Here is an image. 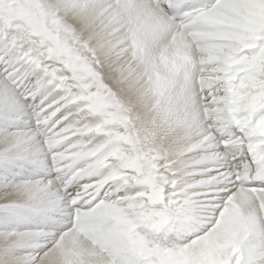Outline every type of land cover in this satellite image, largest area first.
Returning <instances> with one entry per match:
<instances>
[{
    "label": "snow or ice",
    "instance_id": "snow-or-ice-1",
    "mask_svg": "<svg viewBox=\"0 0 264 264\" xmlns=\"http://www.w3.org/2000/svg\"><path fill=\"white\" fill-rule=\"evenodd\" d=\"M0 264H264V0H0Z\"/></svg>",
    "mask_w": 264,
    "mask_h": 264
}]
</instances>
